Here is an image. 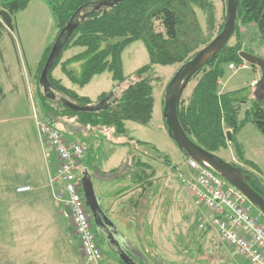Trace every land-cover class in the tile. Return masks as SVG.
<instances>
[{"label":"rangeland","instance_id":"374dc122","mask_svg":"<svg viewBox=\"0 0 264 264\" xmlns=\"http://www.w3.org/2000/svg\"><path fill=\"white\" fill-rule=\"evenodd\" d=\"M3 1L0 0V5ZM208 1L214 6L213 20L208 19V10L194 5L199 21L197 22L200 29L199 35L204 38V42L199 44L198 50L218 35L227 14V0ZM153 26L156 32L165 31L159 20H155ZM57 32L55 16L49 5L43 0H34L25 10L18 12L15 17L14 29H10L0 22V85L4 91L3 94H0V262L10 260L13 264H26L27 261L39 264H95L89 263L84 258L81 242L70 214L56 198V202L63 207L65 216H58L55 200L48 197L46 193L38 195L39 190L26 193L17 192L18 187L24 186L18 185L26 179L33 176L40 177L43 172L48 171L50 164L47 163L44 150H52L56 155L50 144L44 142L40 137L35 114L44 118L41 101L38 100L39 94H45L44 88L42 87L41 90L38 86L39 63L46 48L54 42ZM240 32L243 43L242 51L264 58V47L260 44V32L257 27L243 25ZM237 39V35H234L229 45H233ZM206 42L208 43L206 44ZM83 50L84 48L80 46L69 49L64 53L62 61ZM148 63H150V55L143 41L138 40L129 45L123 53L124 73L129 80L120 84L122 88L132 82L131 78L137 69ZM247 63L244 59L241 63H234L237 67L235 70L229 68L230 64L227 65L226 76L220 84V90L226 88V90H241L244 95L253 94L256 87H251V82L256 78V75L252 64L248 63V65ZM243 64L247 67L240 68V65ZM181 67L182 64L154 65L152 75L154 79H158L153 81L155 112L152 121L148 125L129 121L127 128L132 141L129 137L120 136L118 138L122 142L131 141L134 144L128 143L124 146L113 144V146L104 142L101 148L95 152L99 163L109 168L113 167L119 163L117 157L119 159L129 150L132 155L141 157L146 163L152 164L161 177L163 175L161 173L170 172L168 166L159 160L160 157L157 159L154 157V150L158 149L162 155L168 156L175 164L181 162L184 164L183 160L186 155L182 153L177 143L169 135L163 117L166 88ZM72 68L79 73L81 64L75 63ZM52 76L57 80L63 78V83L69 85L68 79L70 78L62 70L61 63L53 71ZM201 76L202 72L192 78L182 94L180 100L182 104L188 102ZM114 84L112 74L106 71L96 75L87 86L82 88L77 86L74 89L81 95L93 98L108 90L111 85L113 88ZM116 84L115 87L118 86V83ZM51 88L57 98L61 97L56 89L52 86ZM54 105L60 107L58 103H54ZM249 105H251V99L243 104L239 114L240 119L245 117V109ZM164 123L167 130L161 129L159 125L163 126ZM59 126L63 129L62 123ZM104 133L109 137H115L113 131L105 130ZM237 139L244 145H242L244 155L256 163L258 166L256 171H260V176H263L264 179V137L260 130L255 124L249 122L241 129ZM138 141L146 144H136ZM80 142L87 149V146L91 145L93 141L85 136ZM48 153L50 152H47V155ZM218 155L230 163H237L243 169L247 168L238 160L236 147L231 144L227 151L223 150ZM108 157H111L112 162L105 163ZM84 159L81 164L82 170L89 173L100 203L107 210L108 216L119 226L118 231L122 237V244L126 245V237L134 240L136 247L132 246V252L139 256L137 259L140 264L145 262V264H230L227 261L228 257L232 261L231 264L247 262L245 257L222 238L216 228L200 227V223L204 221L199 220L198 217L200 216L201 219L205 215L208 217L209 214L202 212L205 211L204 209L196 207L178 178V172L174 171L170 173L174 174L173 177L170 176L172 178L171 185H166L167 188H164L162 185L164 180L160 184L158 183V210L152 221L157 232L158 245L154 250L156 253L153 251L151 253L150 250L148 253L144 252L142 244L139 243L135 235L139 233L135 226L137 223L122 222L120 219H124L125 216L120 214L119 210L120 203L127 202L131 195H133V199L137 198L140 191L135 189L136 186H129V193L117 197L115 189L125 186L129 180H123L118 188H116L117 183L110 182L115 177L124 176L128 165L134 163L135 160L132 161L130 157L127 166L125 165L120 172L104 175L105 172L98 168L97 161L92 169L89 163L85 162L84 164ZM49 161H51V157H49ZM181 169H183L182 166ZM55 178H53V183L50 181L51 185L56 183ZM51 189L56 192L58 190L56 184L52 185ZM165 202H169V204L167 205ZM145 210L147 209L140 207L131 213H126L131 215L132 218L129 219L139 218L142 222L143 219L138 215L142 216ZM253 211L257 212L255 206ZM147 223L149 224V221ZM148 224H146L145 231L149 227ZM97 239L106 263L120 264L119 256L114 249L106 245L101 236ZM143 239L145 240V238Z\"/></svg>","mask_w":264,"mask_h":264},{"label":"trees","instance_id":"16d2710c","mask_svg":"<svg viewBox=\"0 0 264 264\" xmlns=\"http://www.w3.org/2000/svg\"><path fill=\"white\" fill-rule=\"evenodd\" d=\"M31 1L4 0L0 5V22L14 29L17 13L25 10ZM43 1L49 5L55 16L58 29L55 40L78 10H81V15L88 14L72 33L49 73L50 84L61 94V97L52 99L44 91L45 94H39L38 100L41 101L43 117L59 128H61L59 124L62 123L63 129H61L70 140L80 142L86 136L93 141L87 146L84 159V164L89 163L93 169L97 160L96 150L103 142L110 140L104 133L105 130L113 131L117 137L124 136L131 139L127 128L128 121L142 125H148L152 121L155 110L153 81L158 79H154L152 75L154 65H184L189 62L198 52L199 44L204 42V38L199 35L200 29L197 23L199 21L194 5L208 10L209 20L214 18V6L208 0H124L112 8L97 9L95 4L106 0ZM155 20L162 23L164 32L154 30ZM243 25L257 27L260 32V44L264 47V0H239L236 30L233 34V36L237 35V41L233 45L228 43L194 75L195 77L202 72L188 102L186 104L180 102L178 114L184 130L200 146L218 155L223 150L227 151L231 144L236 147L238 160L257 170L258 166L245 158L244 148L236 135L247 123L252 122L264 137V97L258 99L254 93L250 96L244 95L241 90L221 93L219 83L226 73L227 65L243 61L240 55L243 50L240 29ZM223 27L224 23L218 34ZM55 40L46 48L39 63L40 89L42 88L40 76ZM138 40L144 42L150 55V63L134 72L132 82H129L120 95L115 94L111 98L107 108L81 112L63 103L62 99H67L79 105L93 106L114 91L103 93L97 101L79 95L75 90L66 87L60 79L57 80L52 76L60 63L62 70L80 87H85L96 75L106 71L112 74L115 82L122 84L129 80L124 73L123 53L129 45ZM77 46L83 47L84 50L62 61L64 53ZM75 63L81 64L79 73L72 68ZM252 66L257 68L255 65ZM3 93L0 85V94ZM248 99H251V105L245 109V117L240 119V111ZM54 103L60 104V107L55 106ZM229 129L233 135L231 140L227 136ZM137 144L146 143L138 141ZM154 151L156 159L160 157L159 160L166 165L172 164L168 156L162 155L158 149ZM131 158L135 162L128 165L124 176H131L135 182H143L146 180L145 169L151 168V164L135 155H131ZM232 164L240 167L238 164ZM125 165L127 166V163L103 174L118 173ZM245 177L249 184L264 196V179L258 174L255 176L250 173L245 174ZM131 200L135 205L137 199L132 197ZM137 203L139 204V200ZM119 261L125 264L122 260ZM0 264H13V262L8 260ZM26 264L39 263L29 261Z\"/></svg>","mask_w":264,"mask_h":264},{"label":"built area","instance_id":"2783aa9c","mask_svg":"<svg viewBox=\"0 0 264 264\" xmlns=\"http://www.w3.org/2000/svg\"><path fill=\"white\" fill-rule=\"evenodd\" d=\"M240 67L247 66L243 64ZM230 68L237 69L235 64H230ZM257 85L258 80L251 83V87L255 88ZM35 121L40 137L50 144L58 156L56 181L62 184V190L54 192V196L70 214L84 258L89 263L107 264L83 192L85 172L81 164L86 154L85 146L70 140L61 128L37 113ZM184 165L186 169L177 171L178 178L188 188L197 207L213 212L210 220L203 222L200 227L216 228L222 238L247 259L248 264H264L262 215L254 212L248 199L210 167L191 157L185 158ZM31 190L30 185L17 188L18 193Z\"/></svg>","mask_w":264,"mask_h":264},{"label":"water","instance_id":"95a60500","mask_svg":"<svg viewBox=\"0 0 264 264\" xmlns=\"http://www.w3.org/2000/svg\"><path fill=\"white\" fill-rule=\"evenodd\" d=\"M122 1L124 0H106L96 3L95 6L97 9L101 7L112 8ZM238 9L239 0H227V14L223 30L206 46L198 50L196 55L189 62L182 65V67L175 73L166 88L163 117L166 121L169 135L187 157L197 160L221 175L230 184L235 186L264 216V196L257 192L245 177V174L250 173L255 176H257V174L233 165L217 154L200 146L184 130L178 114L182 94L191 79L208 63L212 56L219 53L230 42L236 30ZM87 16L88 14L81 15V10L76 12L68 25L59 33L43 67L40 76V84L44 88L48 97L52 99H56L57 96L52 91L49 81V73L72 33ZM240 55L249 64L260 68L261 78L258 81L254 95L256 98L262 99L264 97V58L246 51H241ZM114 95V92L110 93L105 99L93 106L79 105L67 99H62V101L69 108L76 111H99L109 106V101ZM227 136L229 140L233 138L231 130H228ZM83 192L97 228L108 226L116 229L115 223L101 207L100 199L95 192L94 184L89 173H86L83 178ZM108 238L109 240L111 239L110 236ZM119 239L121 241L122 237L120 236ZM120 241L115 245L119 259L125 264H133L131 263V260H133L132 256L124 249V247H122V241ZM110 245L112 244L110 243Z\"/></svg>","mask_w":264,"mask_h":264},{"label":"crops","instance_id":"0c3cea01","mask_svg":"<svg viewBox=\"0 0 264 264\" xmlns=\"http://www.w3.org/2000/svg\"><path fill=\"white\" fill-rule=\"evenodd\" d=\"M34 0H32L31 1V3L33 2ZM30 3V4H31ZM69 58H71V57H69ZM67 60V59H66ZM80 64V63H79ZM240 68H243V67H240ZM253 70H254V72H255V75H256V78L252 81V82H254V81H256V80H259V77H260V72H261V70L260 69H258V67L257 68H253ZM225 76H226V73H225V75H224V77L220 80V84H222V80L225 78ZM61 81H62V83H63V78H59ZM69 81V85H67V84H64L66 87H68V88H71V89H73V90H75L74 89V87H77V86H79V85H77V84H75L71 79H68ZM115 82V81H114ZM251 82V83H252ZM117 82H115V84L113 85V88H112V85L110 86V88L108 89V90H105V91H103V92H101L100 94H97V95H95L93 98L92 97H90L93 101H96L103 93H110V92H112V91H114V93L115 94H118V95H120L121 93H122V91L124 90V88L126 87H124V88H122V85H120V84H118V86L117 87H115L117 84H116ZM124 84V83H123ZM87 86V85H86ZM82 88V87H81ZM256 90V89H255ZM76 91V90H75ZM221 93H226V92H233V91H236V90H226V88H221ZM78 94H79V92L78 91H76ZM255 92V91H254ZM79 95H81V94H79ZM81 96H86V95H81ZM88 97V96H87ZM154 112H155V110H154ZM154 115V114H153ZM129 122V121H128ZM128 122H127V124H128ZM160 125V127H161V129H164V130H167V128H166V124L164 123V125L162 126L161 124H159ZM247 125V124H246ZM245 125V126H246ZM244 126V127H245ZM243 127V128H244ZM242 128V129H243ZM241 132V130L237 133V137H238V134ZM108 138L110 139V140H108V141H105V142H108L109 144H111V145H113V144H115V145H122V146H124V145H127V142L128 141H124V142H122V141H120V137L118 138L116 135H115V137L113 136H111V137H109L108 136ZM118 138V139H117ZM116 141V142H115ZM239 141V140H238ZM104 143V142H103ZM102 143V144H103ZM241 143V142H240ZM102 144L100 145V148H101V146H102ZM130 144H134L133 142H131ZM137 144V143H136ZM242 144V143H241ZM243 145V144H242ZM114 146V145H113ZM112 146V147H113ZM244 146V145H243ZM115 148H116V146H115ZM182 151V150H181ZM47 152H50V153H48V155H47ZM44 153H45V156H46V160H47V163H49L50 164V166H49V168H48V171L47 172H43V174H41V176L39 177H35V176H33L32 178H28V179H26L22 184H19L18 186H20V185H30V186H32V189L33 190H31V191H37V190H39V192H38V195H40V194H47L48 195V197H50V198H52L53 200H55V202H56V199H55V196L53 195V192H56L55 190L53 191L52 189H51V187H52V185L54 186L55 184H56V187H57V192H59V190L60 189H62V184L60 183V182H58V181H56V183L55 184H50V181L51 180H53V178H55L56 177V173H57V170H58V167H59V159H58V156H56L55 155V153L54 152H52V150H44ZM182 153H183V151H182ZM246 153V152H245ZM184 154V153H183ZM131 152L128 150L126 153H124L123 154V156L122 157H120L119 159H118V157H117V160L119 161V163L117 164V165H115V166H113V167H107V166H103L101 163H99V160L97 159L96 161H97V164H98V168L99 169H102L104 172H110V171H112L113 169H116V168H119L120 166H122L124 163H127L128 162V159L131 157ZM49 157H51V161H49ZM112 158H114V156H112ZM115 158H116V156H115ZM245 158L247 159V160H249V161H251L250 159H248L246 156H245ZM112 159H111V157L109 158H107L105 161V163H108V162H112L111 161ZM117 160H115V161H117ZM184 160H185V158H184ZM183 160V161H184ZM171 162H172V164L170 165V166H168V168H169V172L171 173L172 171H174L175 173L179 170V168L181 169V166H182V168L183 169H186V167H185V165L183 164V162H181V163H179V164H175L172 160H171ZM253 162V161H252ZM255 165H256V163L255 162H253ZM235 164H237V163H235ZM244 165V164H243ZM151 166V168H146L145 169V178H146V180H144L143 182H135L133 179H132V177L131 176H129V177H126V176H118V177H115V178H113V179H111L110 180V182H113V183H117V186H116V188H118V186H119V184L121 183L122 184V182H123V180H125V179H128L129 180V183H127L125 186H123V187H121L120 189L118 188V189H115L116 191H115V194H116V196L117 197H120V196H122V195H124V194H126V193H129L130 192V190L128 189V187L129 186H136V188L135 189H137L138 191H140L139 193H138V197L136 198L137 199V201L139 200V204L137 203V201H136V203H135V205L132 203V200H131V198L133 197V195H131L130 197H129V199L127 200V202L129 201V203H127V202H124V203H120V202H122V201H118L120 204L119 205H121V207H120V214H122V215H124L125 217H124V219L122 218V219H120L122 222H125V223H137V225H135L136 227H137V229H138V231H139V233H136L135 235H136V237H137V239H138V241H139V243L140 244H142V249L144 250V252H146V253H148L149 252V250L151 251V253H152V251L154 252V253H156V251H154V250H156V248H157V245H158V241L156 240L157 238H156V235H157V232H156V230L154 229V223H152V221L154 220L153 219V217H155V214L157 213V210H158V200H157V198H158V194H159V185H158V183L160 184V182L161 181H163L164 180V182L162 183V185H164V188H167V186L168 185H171V177L170 176H174V174H170V173H168L167 171H165V172H163V173H161V174H163L161 177H160V175H159V173L157 172V170L153 167V165L151 164L150 165ZM176 166V167H175ZM245 167H247L250 171H254L255 173H258V175H261L260 174V171H256V170H254L253 168H251V167H249V166H246V165H244ZM185 167V168H184ZM177 169V170H176ZM101 170V171H102ZM169 174V175H168ZM169 176V177H168ZM162 177H164V178H162ZM262 178H263V176H262ZM56 179V178H55ZM169 180V181H168ZM127 181V180H126ZM125 181V182H126ZM55 182V181H54ZM106 182V181H105ZM53 183V182H52ZM182 183V182H181ZM50 185H51V187H50ZM167 185V186H166ZM182 185L185 187V189L187 190V192L189 193V195H190V198H191V200H192V202L195 204V201H194V198H193V196L191 195V193L189 192V190H188V188L182 183ZM17 186V187H18ZM133 189V188H132ZM50 190H51V193H50ZM56 192V193H57ZM131 194H133V193H131ZM43 196V195H42ZM43 198V197H42ZM100 199V198H99ZM102 200H103V197H102ZM143 200V202H141ZM174 200V199H173ZM171 202H172V200H171ZM170 202V203H171ZM56 204H57V206H56V209L58 208V216H65V213H64V209H63V207L60 205V204H58L57 202H56ZM101 204V207L103 208V206H102V203H100ZM165 204H169V202H165ZM162 205H163V203H162ZM196 205V204H195ZM140 207H143V209H149L148 210V212H147V210H145V212H144V214L141 216V215H138V216H140L142 219H143V221L141 222V220L139 219V218H137L136 220H132V219H129V218H132L131 217V215H128L127 213L129 212V213H131V211H134V210H136V208L138 209H140ZM197 207V206H196ZM197 208H199V209H204L205 211H202V212H207V214H209L208 215V217L205 215V217H202L201 219H200V216L198 217V219L199 220H203L205 223L207 222V221H209L210 220V218H211V216H213V212L210 210V209H207V208H204V207H197ZM103 210L104 211H106L107 212V210L106 209H104L103 208ZM126 214H125V213ZM114 213H116L115 211H114ZM137 215V214H136ZM116 216V215H115ZM206 218V219H205ZM114 223H115V225H116V222L112 219V218H110ZM206 221H205V220ZM124 220V221H123ZM149 221V224L147 223ZM146 224H148L149 225V227L147 228V231H145V229H146ZM202 223H200V225H201ZM145 226V227H144ZM116 228L117 229H119V226L118 225H116ZM208 229V228H207ZM65 231H66V229H65ZM119 233H120V231H118ZM143 238H145V240L143 239ZM125 241H126V245H124V248H126L128 251H132V246H135L136 247V244H135V242H134V240H131L130 238H128V237H126V239H125ZM125 249V250H126ZM141 253H143L142 251H140ZM158 253V252H157ZM229 259H227V261L228 262H230V264H231V259H230V257H228ZM143 261H144V259H143ZM245 261V260H244ZM246 261H247V259H246ZM245 261V262H246ZM28 262V261H27ZM26 262V263H27ZM121 264V263H120ZM234 264H236V263H234ZM245 264H248V261L245 263Z\"/></svg>","mask_w":264,"mask_h":264},{"label":"flooded vegetation","instance_id":"af4514ba","mask_svg":"<svg viewBox=\"0 0 264 264\" xmlns=\"http://www.w3.org/2000/svg\"><path fill=\"white\" fill-rule=\"evenodd\" d=\"M106 212V211H105ZM91 215V214H90ZM92 217V215H91ZM92 221H93V224H94V228H95V231H96V236L97 238L99 236L102 237V241H104L106 243V245L110 246L111 248L114 249V251L116 252V247L115 245H117V243L120 241V233L118 232V229H113L111 227H108V226H104L102 228H97V226L95 225V222H94V219L92 217ZM110 236V240H109V237ZM121 242V241H120ZM110 243L112 245H110ZM122 247H124V245L122 244ZM126 249V248H124ZM126 251L132 256L133 260H131V263L133 264H140L139 263V256L138 255H135L132 251H128L126 249ZM138 258V259H137Z\"/></svg>","mask_w":264,"mask_h":264},{"label":"bare ground","instance_id":"6f19581e","mask_svg":"<svg viewBox=\"0 0 264 264\" xmlns=\"http://www.w3.org/2000/svg\"><path fill=\"white\" fill-rule=\"evenodd\" d=\"M249 201V200H248Z\"/></svg>","mask_w":264,"mask_h":264}]
</instances>
